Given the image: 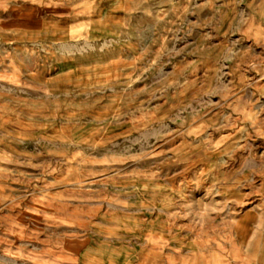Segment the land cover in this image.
Listing matches in <instances>:
<instances>
[{"label":"rangeland","instance_id":"1","mask_svg":"<svg viewBox=\"0 0 264 264\" xmlns=\"http://www.w3.org/2000/svg\"><path fill=\"white\" fill-rule=\"evenodd\" d=\"M0 264H264V0H0Z\"/></svg>","mask_w":264,"mask_h":264}]
</instances>
